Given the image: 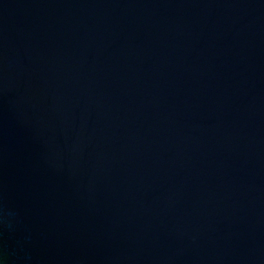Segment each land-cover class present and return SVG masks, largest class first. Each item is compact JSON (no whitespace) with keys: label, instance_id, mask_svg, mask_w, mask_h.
I'll use <instances>...</instances> for the list:
<instances>
[{"label":"water","instance_id":"obj_1","mask_svg":"<svg viewBox=\"0 0 264 264\" xmlns=\"http://www.w3.org/2000/svg\"><path fill=\"white\" fill-rule=\"evenodd\" d=\"M0 264H264V0H0Z\"/></svg>","mask_w":264,"mask_h":264}]
</instances>
